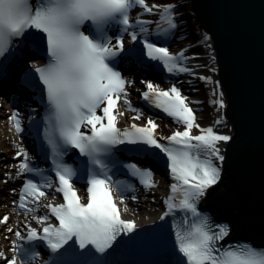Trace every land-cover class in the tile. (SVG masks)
Listing matches in <instances>:
<instances>
[{
  "label": "snow or ice",
  "instance_id": "6c2138e0",
  "mask_svg": "<svg viewBox=\"0 0 264 264\" xmlns=\"http://www.w3.org/2000/svg\"><path fill=\"white\" fill-rule=\"evenodd\" d=\"M136 6L147 13H158L157 34L176 28L174 5H149L147 0H35V3L0 0V66L17 54L19 45L14 41L29 30L40 34L36 39L46 49L47 62L27 72L22 82L30 87L38 77L42 85L46 98L44 139L52 157L57 182L55 192L63 197L62 203L43 205L57 223H49L48 215L33 216L37 224L44 225L41 229L29 226L26 236L15 232L16 240L10 249L14 255L9 259L0 251V259L6 264H17L18 257L20 264L39 260L40 253L35 247L26 248L19 243L21 240L28 244L42 242L51 253L61 257L68 252L65 246L72 241L82 250L79 255L91 257L94 255L91 249L105 254L118 237L136 231L133 221L122 219L112 195L113 191L120 193L119 203L124 204L126 186L113 181L108 165L101 159L112 147L124 143L147 145L166 157V167L175 182L170 185L171 194L164 201L167 210L160 220L174 212L184 214L181 222L173 225L174 250L182 257L179 264H264V248L247 243L220 246L219 242L229 236L230 226L212 222L196 206L207 190L221 179V168L214 160L224 161L218 145L229 142V135L218 134L213 127H200L187 98L175 85L163 90L151 82H144L147 90L142 93L143 99L171 116L183 130L157 137L158 126L151 119L144 126L117 127V114L123 115L116 112L121 100L129 110L136 111L127 99L126 85L130 81L113 66L125 51V33L132 42L143 45L147 59L161 63L168 72L190 71L177 63L184 59L183 52L172 54L166 46L148 40L149 29L145 25L151 21L142 20L139 15L135 23L131 21L129 13ZM113 26L119 28L116 36L108 34ZM200 79L211 82L210 77ZM212 102L220 109L225 107L222 93ZM139 115L134 118L139 119ZM9 119L17 133L23 131L18 113L13 112ZM222 122V117L215 121L216 124ZM194 128L199 134L193 133ZM82 129H88L90 134ZM165 140L167 144L161 142ZM69 148L78 150L91 165L84 197L78 195L74 186L77 170L63 162ZM17 155L24 157L17 175L36 172L41 176L42 182L28 179L20 191L17 206L26 209V213H33L38 208H28L26 196L39 205L40 199L47 195L43 189L52 188L53 184L39 169L30 166L29 156L23 149ZM124 167L146 188L155 186L149 169H141L136 164ZM8 219L3 217L0 224L6 225ZM7 230L12 232L11 228ZM83 264L104 262L93 259Z\"/></svg>",
  "mask_w": 264,
  "mask_h": 264
},
{
  "label": "water",
  "instance_id": "95a60500",
  "mask_svg": "<svg viewBox=\"0 0 264 264\" xmlns=\"http://www.w3.org/2000/svg\"><path fill=\"white\" fill-rule=\"evenodd\" d=\"M191 1L212 37L233 128L221 180L201 208L230 224V240L264 247V0Z\"/></svg>",
  "mask_w": 264,
  "mask_h": 264
},
{
  "label": "bare ground",
  "instance_id": "6f19581e",
  "mask_svg": "<svg viewBox=\"0 0 264 264\" xmlns=\"http://www.w3.org/2000/svg\"><path fill=\"white\" fill-rule=\"evenodd\" d=\"M184 1L186 2L185 3L186 7L182 8V12L184 13V11H187L189 13V17L188 16H183L184 18H182V20L186 19V21H188L187 26L185 25L184 28H185V30L187 28V30L194 29V31H195L196 27H195V24H194V21H193V18H192L193 16L190 17V10H191L192 3H191L190 0H184ZM172 2H174V0H172ZM203 35H205L204 32H203ZM198 38L199 37H195V39H198ZM188 41H190V40H188ZM206 44H209V42L206 41ZM190 45L191 44L189 42H182L181 43V46L183 48H186V49ZM203 47L206 49V46H205L204 42H203ZM205 53H206L205 58H203V53H200V51H197V50H195L193 52L191 51L187 55V58L190 59V61H191V66H192V68L194 70L195 75H197L199 78L202 77V76L211 78V82L203 80V86H204V90L205 91H202V92L199 91V93H198V96L201 97L200 98L201 100L205 99L204 97H202L203 96L202 94H204V93H206L207 97H208V95L210 96L213 93H216V95L219 94L218 88L216 86L217 78L215 77V73L212 72V67L215 68L214 53L212 51H209V52L205 51ZM219 98H220V96H219ZM222 98H223V96H222ZM223 101H224V98H223ZM209 107L210 106L205 105V106H203V108H200L203 111V114L206 116L207 119L209 118L208 116L211 115L210 110L208 109ZM218 111L222 112V110L219 107H218ZM116 112L117 113H121V112L123 113V115L117 114V121L121 122L124 119V117L126 116V112H128V110H127L126 106L122 104L121 106L117 107ZM221 126H222V128L225 127L224 122L221 123ZM10 128H11V123L7 122V121H5L4 124L0 126V143H1V145H4V144H8L9 145L10 144L13 147L11 150H14V148L20 147L21 144L19 143L17 138H14L13 132H12V130ZM223 130H224V128H223ZM221 134H224V133L221 132ZM222 144H223V142H221L219 144V146L222 145ZM20 149H22V148H19V150ZM220 150H221V148H220ZM1 157H2V155H1ZM4 157H6V154H3L2 158H4ZM147 201H149V200H145L144 199L142 201V203H140V206H141L142 209H143L142 204L143 203H147ZM137 205H138V203H137ZM4 244L5 243H2L3 247H4Z\"/></svg>",
  "mask_w": 264,
  "mask_h": 264
},
{
  "label": "rangeland",
  "instance_id": "374dc122",
  "mask_svg": "<svg viewBox=\"0 0 264 264\" xmlns=\"http://www.w3.org/2000/svg\"><path fill=\"white\" fill-rule=\"evenodd\" d=\"M1 147H2V150L7 154L9 161H11L10 159H11V157H13V155H12V153L10 154V152H9L10 148H8V146H6L5 144L1 145Z\"/></svg>",
  "mask_w": 264,
  "mask_h": 264
}]
</instances>
